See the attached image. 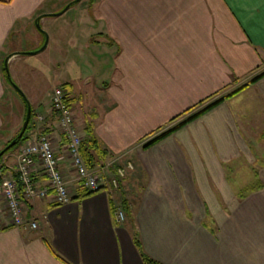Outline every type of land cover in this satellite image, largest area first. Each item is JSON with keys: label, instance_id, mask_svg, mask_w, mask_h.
<instances>
[{"label": "crops", "instance_id": "obj_1", "mask_svg": "<svg viewBox=\"0 0 264 264\" xmlns=\"http://www.w3.org/2000/svg\"><path fill=\"white\" fill-rule=\"evenodd\" d=\"M67 1L0 0V147L20 126L26 99L32 116L42 115L27 137L42 131L53 138L70 185L63 202L51 188L41 198L21 197L25 217L37 224L0 228V264H144L141 252L159 264H264V73L251 80L264 69V0H98L90 17L65 21L64 34L56 29L54 69H75L72 80L58 83H68L78 132L88 127L104 149L98 162L109 161L107 174L126 158L132 162L116 187L83 196L49 86H32L27 96L8 67L14 62L11 69L21 73L15 60L25 36L38 45L34 30L41 41L47 37L45 15ZM6 55L24 101L6 77ZM101 63L96 78L87 66ZM16 162L15 147L4 152L0 176L14 175ZM32 176L46 183L39 168Z\"/></svg>", "mask_w": 264, "mask_h": 264}, {"label": "built area", "instance_id": "obj_2", "mask_svg": "<svg viewBox=\"0 0 264 264\" xmlns=\"http://www.w3.org/2000/svg\"><path fill=\"white\" fill-rule=\"evenodd\" d=\"M66 97V90L60 85H54L50 90L48 102L55 113L58 130L64 136V151L74 170L75 177L87 189L98 190L104 187L110 191L118 185L119 177L124 175L125 170L132 168V162L128 158L124 159L110 174L106 171L109 161L87 165L79 150L81 134L74 124L71 106ZM36 117L42 119L40 114ZM54 152L53 138L42 131L26 137L17 144L15 174L0 177V202L5 210L3 215L0 213V228L9 225L24 226L25 224L36 227L37 223L34 219L25 217L22 196L28 199L41 198L48 188H51L56 202L66 201L70 197L69 182L59 169ZM123 154L116 155L114 159ZM37 168L46 177V183L42 185L35 183L32 176ZM114 213L118 220L124 218V212L119 204L115 206Z\"/></svg>", "mask_w": 264, "mask_h": 264}, {"label": "rangeland", "instance_id": "obj_3", "mask_svg": "<svg viewBox=\"0 0 264 264\" xmlns=\"http://www.w3.org/2000/svg\"><path fill=\"white\" fill-rule=\"evenodd\" d=\"M98 0H75L71 6L67 7L62 13L59 14H49V15H45V19L43 20V27L44 30L47 34V41L46 44L43 48L34 51V52H24V53H20L18 54V59H16L15 61L17 62V65L19 64L20 68V74L13 72V63H8V67L11 70V76L13 78V80L16 82V84L19 86V89L28 96V93L26 91L29 92V88L32 86H35L36 88H38V90H41L44 88V86L48 87V96L50 93V90L52 89V87L54 85H60L61 83H58L62 80V78H64L65 76H67V79L70 81L72 80V71L70 69H73V72L75 71V69L73 67H69V72L68 75L67 74H58L55 72L56 69L55 68V56L57 54L56 52V48H55V43L57 39H54V36L57 35V31L60 30L61 34L65 33V21H69V19L71 21L75 20H79V18H85V17H90L91 15L88 14V9H91L90 6H95L97 4ZM65 4V3H64ZM63 4V5H64ZM71 4V3H70ZM69 22L67 24V29ZM76 29L78 30L79 33H82L84 30V27L78 23L77 26H75ZM42 28V26H41ZM58 28V29H57ZM57 29V31H56ZM35 35H38V37H40V41L39 44L36 45V43H33L34 40H31L30 35L25 36V42H23V46H26V49L23 50H32L35 49L37 47H39L41 45V43L43 42V40L41 41V34L34 30ZM56 31V32H55ZM24 41V39L22 40ZM86 58L83 59V62H85ZM92 65V64H91ZM100 66V67H99ZM88 70H92V73L94 74L96 72V70H102V63L100 65H94V70L93 68H90V65L88 64L87 66ZM22 71H24V74L22 73ZM37 72L39 73H43V75L38 74L37 77ZM95 75V74H94ZM77 76V75H75ZM96 78H98L97 74L95 75ZM56 83V84H55ZM54 84V85H53ZM66 85H68V83H66ZM79 86V85H76ZM82 87V85L80 86ZM74 89V88H73ZM73 89L71 92H73ZM14 93L17 95V97L19 98V94H17V92L15 90H13ZM76 98H73V104L76 102ZM21 116V115H20ZM33 117V116H32ZM21 118V117H20ZM40 120L37 117H33L32 118V122L33 123H38ZM32 124V123H31ZM34 124V125H35ZM33 125V126H34ZM37 131V130H36ZM28 135V133H27ZM30 137V136H29ZM12 149V148H11ZM15 149L17 150V145L15 146ZM249 174L250 171L245 169L242 171V176H241V184H249L251 183V180L249 179Z\"/></svg>", "mask_w": 264, "mask_h": 264}, {"label": "trees", "instance_id": "obj_4", "mask_svg": "<svg viewBox=\"0 0 264 264\" xmlns=\"http://www.w3.org/2000/svg\"><path fill=\"white\" fill-rule=\"evenodd\" d=\"M74 1H72L71 3H73ZM264 73V69L260 70L259 72H257L255 75H253L251 77V80L257 76H259L260 74H263ZM66 83H61L60 86H62L65 90H66V86H65ZM245 85V83H241L237 86H235L233 89H231L230 91L226 92L225 95H229V94H232L233 92L239 90L240 88H242L243 86ZM217 92V91H215ZM18 93L21 95L22 97V100L24 101V97L23 95L18 91ZM211 94H214V93H211ZM224 95V96H225ZM208 97V96H207ZM205 97V98H207ZM223 96L221 97H217L211 101H209L208 103L205 104L204 107H208L209 105L215 103L216 101L220 100ZM66 100L69 101V98L68 96L66 97ZM202 101L199 100L198 102ZM188 108L190 107H187L185 108L183 111L181 112H184L185 110H187ZM201 109V108H200ZM199 109V110H200ZM199 110L195 111V112H192L188 117H186L185 119H183L182 121L180 122H183L184 120L194 116ZM24 113H25V104L23 105V112L21 114V120L23 119L24 117ZM178 114L180 113H176L175 115L171 116L169 118V120H172L173 118H175L176 116H178ZM180 122H177L176 124L180 123ZM32 123V108L30 107V114H29V117H28V121H27V124L21 134V136L19 138L16 139V141L10 145L9 147H7L5 150H3L1 153H0V156L6 152L7 150L15 147L20 141L24 140L26 137H27V131L30 127ZM175 124V125H176ZM158 127V126H157ZM19 129V126L17 127V129L15 130V132L13 133V135H11L8 139H6L4 141V143L2 144V146L4 144H6L15 134L16 132L18 131ZM171 128H166L164 130H162L160 133L154 135V136H151L148 140H146L144 142V145L151 142L152 140H154L155 138H157L158 136H160L161 134H163L164 132L170 130ZM85 130L87 131V133H85V135L81 136V139H80V142H79V150H80V153L84 159V161L86 162L87 165H94L95 163H98V161H100L103 156L105 155V151L104 149L101 147V145L99 144V142L97 141V139L92 135V133L90 132L89 128L88 127H85ZM152 132L151 130L148 132L150 133ZM1 146V147H2ZM0 147V148H1ZM1 177V176H0ZM80 190L78 191L77 193V196H83L85 194H89L93 191H96V189H87L85 187H83L81 184H80ZM5 227V226H4ZM3 228V227H2ZM133 242L134 244L139 247V242L138 240L136 239V236L133 235ZM140 256H141V259L143 261L144 264H159L155 259L151 258L150 256H148L147 254L141 252L140 253Z\"/></svg>", "mask_w": 264, "mask_h": 264}, {"label": "water", "instance_id": "obj_5", "mask_svg": "<svg viewBox=\"0 0 264 264\" xmlns=\"http://www.w3.org/2000/svg\"><path fill=\"white\" fill-rule=\"evenodd\" d=\"M72 1H75V0H69V1H67L58 11H54V12H52V13H50V14H54V13H59V12H61V11H63ZM38 17H39V15H37L36 17H35V25L37 26V27H39V24H38V22H37V20H38ZM46 39H47V37H46V35H45V33H44V40H43V42L41 43V45L39 46V47H37V48H35V49H32V50H26L25 52H34V51H37V50H39V49H41V48H43L44 46H45V43H46ZM9 55H6L5 56V58H4V60H3V69H4V71H5V74H6V77H7V79L10 81V83L13 85V87L14 88H16L20 93H21V91L18 89V87H17V85L12 81V79H11V77H10V75H9V72H8V68H7V64H6V59H7V57H8ZM22 94V93H21ZM23 95V94H22ZM25 103H26V107H25V113H24V117H23V119H22V121H21V124H20V126H19V129H18V131L16 132V134L6 143V144H4L1 148H0V153L3 151V150H5L7 147H9L10 145H12L15 141H16V139L17 138H19L20 136H21V134H22V132H23V130H24V128H25V126H26V124H27V121H28V117H29V114H30V105H29V102L25 99Z\"/></svg>", "mask_w": 264, "mask_h": 264}]
</instances>
